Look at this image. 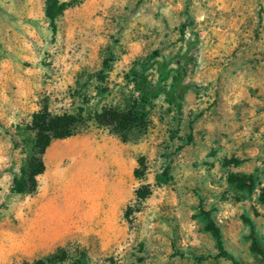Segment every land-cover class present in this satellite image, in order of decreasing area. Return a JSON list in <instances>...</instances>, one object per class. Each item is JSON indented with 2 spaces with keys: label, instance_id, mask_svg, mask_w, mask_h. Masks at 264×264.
Listing matches in <instances>:
<instances>
[{
  "label": "rangeland",
  "instance_id": "rangeland-1",
  "mask_svg": "<svg viewBox=\"0 0 264 264\" xmlns=\"http://www.w3.org/2000/svg\"><path fill=\"white\" fill-rule=\"evenodd\" d=\"M37 48L34 105H0V264H264V0H0V55ZM126 100L123 139L94 113ZM43 106L83 121L16 192Z\"/></svg>",
  "mask_w": 264,
  "mask_h": 264
},
{
  "label": "trees",
  "instance_id": "trees-1",
  "mask_svg": "<svg viewBox=\"0 0 264 264\" xmlns=\"http://www.w3.org/2000/svg\"><path fill=\"white\" fill-rule=\"evenodd\" d=\"M61 9L57 13L49 12L45 9V17L49 24L53 26L55 18L61 13ZM186 66L184 58L177 60V68L181 74ZM143 107L136 100H126L125 106L121 109L108 106L103 107L101 111L94 113V120L98 125L109 126L113 132L117 133L121 138L125 139L128 132L135 127L137 123H143ZM83 121L81 113L72 114L63 112L60 114L51 113L46 106L32 113L31 127L34 132L32 140L31 157L28 161L27 168L22 172L23 176L15 177L13 180V190L16 192H33L36 189V176L44 170L42 155L53 139H61L73 136L78 129V125ZM243 181V179H239ZM245 185V184H242ZM149 194V190L140 187L136 190L137 199H143ZM207 228L213 235L219 239V230L209 221ZM36 264H42V261Z\"/></svg>",
  "mask_w": 264,
  "mask_h": 264
},
{
  "label": "crops",
  "instance_id": "crops-1",
  "mask_svg": "<svg viewBox=\"0 0 264 264\" xmlns=\"http://www.w3.org/2000/svg\"><path fill=\"white\" fill-rule=\"evenodd\" d=\"M36 46L38 47V44ZM23 59L30 60L27 50H23L21 54H14L12 50H9L5 52V56L0 55V105L6 104L8 110H14L12 116L16 115L15 111L20 112L23 109L25 112L28 106L34 105L31 103L30 96H33L35 92L33 86L41 81L38 48L31 53V59L35 60V63L24 64Z\"/></svg>",
  "mask_w": 264,
  "mask_h": 264
}]
</instances>
